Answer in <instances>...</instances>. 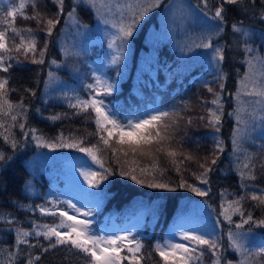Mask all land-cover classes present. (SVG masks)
<instances>
[{
    "label": "snow or ice",
    "instance_id": "obj_1",
    "mask_svg": "<svg viewBox=\"0 0 264 264\" xmlns=\"http://www.w3.org/2000/svg\"><path fill=\"white\" fill-rule=\"evenodd\" d=\"M65 2L66 0H53L57 9L54 16H47L41 12L36 0H19L18 6H13L5 12L0 18V25H6L3 30H0V73H9V70L13 68V64L9 61L15 60L20 63L21 57L32 64L45 63L48 41L45 40L43 47H38V40L32 28L21 29L14 25V20L18 15L25 20H35L38 29L51 37L54 29L62 19H65V16V23L71 22L77 28L81 27L77 16L81 6L94 11L98 19L105 24L108 21L103 18L102 10H106L107 13L115 12L120 19L111 25L116 31L109 41V48L117 47L116 42L119 41L118 52L132 36L135 25L154 9L161 7L163 0H135V3L127 4H121L120 0H72L68 9L65 7ZM29 4L33 9L31 15L26 14ZM200 4L203 5L201 9L203 14L211 16L216 23L213 25V31L207 35H201L198 38L199 42L194 43V46L211 49L212 59L217 67L215 82L219 84V90L205 83L211 99L204 101L207 115L200 116L199 119L206 120V126L215 133L221 131L224 116L222 94L228 73L223 70V65L228 60V53L235 49L237 54H242L240 63L245 69L242 75L237 70L236 90L230 94L235 101V107L228 113L236 120L232 143L234 171L239 177L241 192L239 194L229 193L227 189H224L220 193L221 204L218 213V216L223 218V222L234 225V229L230 227L226 233L220 235H217L214 229L211 232H202L195 228L181 231L180 229L184 227L181 223L169 238L162 243L157 242L153 248L162 264H204L206 256H210V264H264V242L254 248H249L245 244L248 234L252 231V226L264 229V216L256 218L252 211L245 208L247 201L254 202L255 207L264 208V187L254 183L257 179V170L264 169V156L258 158L257 154L248 152L243 144V141L248 138L249 130L255 128L258 121L264 126V54H261V49H264V34L261 36L260 47H254L255 33L245 27L241 19L234 21L231 25L232 33L237 37L233 44L213 45V36L219 37L225 32L227 12L231 10L229 6L245 16L249 12L254 16L257 15L256 9L259 6L258 19L264 23V0H215L214 4L210 3V0H200ZM63 51L66 55L71 54L67 50ZM119 58V55H115L111 62L115 64ZM50 63L56 64V61L53 60ZM48 75L51 78L53 73L49 72ZM9 85V78L0 75V138L5 143H10L13 149L17 148L19 142L15 139L13 129L19 127L25 136H32L38 147L78 148L80 152L86 153L99 169L103 170H89L81 173L90 187H97L101 180H106L108 176L115 174L114 170L105 167V159L100 155L103 150L96 144L85 147L83 140L68 142L62 134L56 138L57 142H46L43 137L36 134L35 129L25 131L26 124L23 121L27 119L28 106L23 98L17 102L9 98V93L16 91ZM87 88L91 90L89 98L77 97L76 102L70 103L69 106L77 110L76 115L86 113L87 118L94 121L95 135L99 136V143L104 145V150L111 149L118 165L121 163L118 153L121 152L125 157L129 152L139 153L140 156H150L154 149L157 153L166 152L169 157L177 156L178 153L174 149L164 147L165 142L171 139L169 132L171 124L168 121L175 123L173 113L157 111L144 118L122 123L107 110L104 100L97 98L110 94L113 86L97 76L95 83L88 84ZM24 91L35 95L32 89L26 88ZM60 118V115L49 117L53 121ZM113 142L120 147H113ZM125 145L127 150L123 147ZM223 151V141L216 137L212 158L210 160L205 158V162L200 164L203 171L196 175L201 185L210 183L209 173L215 171L214 166L219 160L218 154ZM184 158L185 160L195 159L191 155H185ZM5 160H11V157H6L0 152V162ZM124 163L128 161L125 160ZM132 163L135 164L136 161L133 160ZM172 163L175 164L176 161L173 159ZM156 168L157 165L153 163L151 169L141 168L140 174L145 178L151 176L155 180ZM176 170L179 173L180 167L177 166ZM135 171V167H130L128 171L121 167L119 174L128 176L137 184L144 183V180L133 174ZM178 186L187 187L199 197H206L211 191V189L188 184L183 178ZM147 187L174 191L168 183L164 182H149ZM49 204L50 206H37V209L42 216H52L57 219L51 224H39L33 221L30 228L20 226L14 216L0 211V223L7 225L6 228L0 229V232L13 235L11 244L0 242V264H39L44 253L60 248L68 253L65 259L73 256L83 258L84 264H123L124 261H127V264H142L146 258L152 259L151 254L145 257L143 243L130 232L123 235L95 234L91 228L92 221L79 218L91 216L90 210L81 211L71 201L53 200ZM60 205L65 207H60ZM233 217H239V219L234 220ZM220 223L218 219L217 224ZM246 225L249 226L247 230H245ZM223 235L227 236L226 246L222 242ZM176 236L179 237V242L174 239ZM39 237H43V240L48 242L46 246L36 239ZM34 249H38L39 252H34ZM229 252L235 253L238 259H229L227 255Z\"/></svg>",
    "mask_w": 264,
    "mask_h": 264
},
{
    "label": "rangeland",
    "instance_id": "obj_2",
    "mask_svg": "<svg viewBox=\"0 0 264 264\" xmlns=\"http://www.w3.org/2000/svg\"><path fill=\"white\" fill-rule=\"evenodd\" d=\"M36 3L41 4V7H46L45 15L54 16L57 9L53 0H36ZM71 3L72 0H68V2H65V7L70 6ZM120 3H135V0H120ZM210 3L214 4L215 0H210ZM18 4L19 0H0V18L4 16L9 8L18 6ZM202 8L203 5L200 4V0H163L161 7L154 9L135 25L132 36L127 39L122 49L118 52L119 41L116 42L117 47L109 48V41L112 34L116 31L111 25L117 23L120 19L119 15L115 14V12L107 13L106 10H102L104 12L103 18L108 21L107 24L102 23L98 19L97 14L91 9V22L83 20L77 13L81 25L79 28L71 22L65 23V16V19H62L60 24L54 29L51 37L46 36L44 32L40 31L37 25L34 26L38 47H43L45 40L48 41L45 55L46 69H44L46 79L44 80L42 94L40 95L41 104H56L55 107L60 105L63 108H71L69 106L70 103H75L77 97L80 99L89 98L91 90L87 88V85L95 83V77L98 76L113 86V90L108 95L119 93L121 87H123L121 85L122 82L128 80H130L129 87H132L131 89L139 96L144 97L145 92H147V108L136 116L129 118L116 116L110 106V97L108 95L97 97L104 100L107 110L122 123H127L128 120L144 118L157 111L164 112L167 106L161 102L163 99L161 91L169 90V85L173 79L179 81L185 75H189L190 80H202L206 82L217 75V67L212 59L211 49L194 46V43L199 42L198 38L201 35H207L213 31V25L216 23L211 19V16L203 14ZM31 10L33 9L29 4L26 8V14L28 15ZM153 13L154 15L152 16ZM17 17L23 18L19 15ZM149 18L151 19L149 20V28L146 32V47L138 49L139 58L133 69V51L136 49L133 36ZM15 20L14 25L16 27L21 29L31 28V26L21 27V25L16 24ZM4 27V25H0V30H3ZM217 44L223 45L224 41L220 40L217 36H213V45ZM163 46H167L168 50L174 53L173 60L172 58H168L165 63L159 61H164L163 57L158 59L159 51L164 50L161 49ZM62 49L67 50L71 54L66 55ZM261 54H264V51ZM115 55H119L120 58L117 63L113 64L111 61ZM53 60L56 61V64L50 63ZM202 67L208 68V71L212 74L211 77H204V73L196 69ZM193 70L195 72L191 74ZM237 70L235 68L234 81L228 79L225 81V90L222 94L224 116L222 118L221 130L223 129L222 131L227 132V137L225 136L224 138L221 131L219 133L212 132L214 139L219 137L223 141V147H225L224 144L227 139L231 141L233 146V135L228 134L230 132L228 123L232 121L234 129L236 127V120L234 116H229L228 113L235 107V101H233L230 94L236 90ZM49 72L53 73L51 78L48 75ZM243 72L239 71V74L242 75ZM144 87L147 89L144 90ZM212 87L219 90V84L216 82ZM124 90L126 92V89ZM36 101H39V99H36ZM46 107L52 108V106ZM167 108H170V106ZM34 109H36L35 106ZM56 112L60 113V110ZM203 124L206 126V120ZM28 127L26 126L25 131L32 129L31 126ZM263 131L264 126L258 121L255 128L249 130L247 134L248 138L243 141L244 147L251 135L254 133L259 134ZM37 135L39 136V134ZM24 136V134L21 135V140L19 141L21 151L26 152L28 162L32 169L36 170L37 174L43 172L50 179L49 182L47 178L49 185L48 190H46L45 202L39 206H50V201L59 200L71 201L81 211L90 210L92 212L91 216L79 218L91 220V228L97 235H123L130 232L136 239H139L136 235L139 232L137 229L140 228L147 216H149L150 225L154 226L153 209L151 208L153 205L133 206L128 208L122 215L117 213V210L112 209L103 216L102 222L99 223L98 218L100 215L97 213V210L101 209L105 201L104 186L106 180H101L97 187H90L81 173L89 170H103L99 169L92 162L91 158L86 153L80 152L78 148L38 147L31 135H28L26 139ZM43 139L46 142H57L56 140H48L45 137ZM83 145L85 146V144ZM85 147L91 146L86 145ZM0 152L3 153L1 148ZM229 158L232 161L231 164L234 166L233 147L229 153ZM195 186L209 189L208 185H201L200 183ZM182 198L178 210L170 222L171 229H167V234L162 236L158 242L162 243L166 238H169L170 234L181 223L184 225L180 229L181 231L195 228L202 232H211L214 229L215 233L220 235L221 233H226L230 227L234 229V225H228L226 222H223L222 217L218 216L221 201L216 204L209 198L205 199L204 197L196 196L195 193L191 195L184 194ZM155 204L157 206V203ZM60 207L65 206L60 205ZM56 219L53 218L47 224L53 223ZM218 219L221 221L220 224H217ZM233 219L236 220L237 218L233 217ZM248 227L246 225L245 230ZM260 230V228L252 226V231L245 240L247 247L254 248L264 242V231ZM174 239L176 242H179L178 236L174 237ZM222 242L225 246L227 245L226 235L222 236ZM227 255L229 259H238L235 253L230 252ZM204 264H210V256L205 257Z\"/></svg>",
    "mask_w": 264,
    "mask_h": 264
},
{
    "label": "trees",
    "instance_id": "obj_3",
    "mask_svg": "<svg viewBox=\"0 0 264 264\" xmlns=\"http://www.w3.org/2000/svg\"><path fill=\"white\" fill-rule=\"evenodd\" d=\"M66 2H68V0H66ZM37 5L41 12H46V7H41V4ZM66 8L68 9L69 6ZM229 8L231 10L227 12V26L225 27L223 35L219 36V39L223 40L224 44H233L237 37L232 33L231 25L234 21L242 19L245 27L254 31L255 44L253 46L259 48L261 36L264 34V23H261L258 19L259 6H257V15L255 16L251 12L245 16L232 6H229ZM32 12L33 10H31L28 15H31ZM78 14L83 20L87 22L92 21V11L89 8L81 6L78 9ZM151 18L147 19L140 30L133 36V42L136 48L133 51V69L139 58L138 49L140 47H146V32L149 28L148 25ZM15 22L17 25H21V27L31 26L33 30H35L34 26L37 25L35 20H25L20 17H17ZM4 26L6 27V25ZM17 42H19L18 38ZM161 49L164 50L159 51L158 59L163 57L164 61L159 60L160 62L165 63L168 58H172L173 60L174 53L168 50L167 46H163ZM263 51L264 49H261V52ZM241 59L242 54H237L235 49L228 53V60L223 65V70L228 73V80H235V68L243 72L244 67L239 63ZM20 60V63H17L15 60L9 61L13 64V68L9 70V73H0V75L7 76L10 81L9 86L16 89L15 92L9 93V98L13 102L20 101L21 98H23L24 103L28 106L27 119L23 122L26 126H31L32 129H35L36 134L48 140H56V138L62 134L68 141L83 140L85 146L96 144L103 150L101 155L105 159V167L114 170L115 174L108 176V179H106V184L104 186L105 201L101 209L97 210V213L100 215L98 218L99 223L102 222L103 216L112 209L117 210V213L122 215L128 208L133 206L153 205L151 208L153 209L152 217L154 216V226L152 227V225H150V219L149 216H147L140 228L137 229L139 232L136 235L144 245L143 253L145 257H147L148 254L152 256V259L146 258L142 264H162L153 246L162 236L167 234V229H171L170 222L174 218L184 194H194L187 187L181 188L178 185L182 178L187 181L188 184L198 185L199 181L196 179V175L203 171V169L200 168V164L205 162V158L209 160L212 158L215 146V139L212 137L213 130L207 128L203 124L205 120H199V117L207 115L204 101L211 99V95L207 92L205 83L212 87L215 84V77L205 82L202 80H190L189 75H185L184 78L182 77L183 79L179 81L173 79L169 85V90L161 91L163 93L161 102L165 103L167 107L170 106V108L166 107L164 112L173 113V119L175 120L174 124L168 121L171 124L169 129L171 139L165 142L164 147L166 149H174L178 153L176 157H169L166 152L157 153L154 149L150 156H140L139 153L133 154L129 152L128 156L125 157L121 152L118 153L121 162L120 165H118L115 162L111 149L104 150V145L99 143V136L95 135L96 125L92 119L87 118L88 114L81 113L80 115H76L75 113L77 110L73 108H63L60 105L55 107L56 104H41L42 100H40V95L42 94L41 91L43 89L44 80L46 79L44 70L46 69V58L45 63L42 65L29 63L23 60V57H21ZM196 69L203 72L206 78L212 75L207 67ZM195 70L191 71V74H193ZM121 85H123V87H121L119 93L108 95V97H110V106L116 116L120 118L133 117L147 108V92H145L144 97L136 94L135 91L131 89L132 87H129L130 80L123 81ZM26 88L32 89L35 95L33 96L31 93L25 92L24 89ZM124 89H126V92ZM145 89L147 88L144 87V90ZM36 99H39V101H36ZM34 106L36 109H34ZM46 106H52V108ZM207 106L209 107L210 105ZM57 110H60V113H57ZM53 115H60L61 118L55 121L49 119V117ZM189 120L192 122L189 123ZM228 126L230 130L228 134L232 136V121L228 123ZM222 130L223 137H227V132L225 133V131ZM13 132L15 133V139L19 142L23 133L19 128H14ZM89 133H93V135H89ZM27 137L28 136H24L25 139ZM224 145V151L218 154L219 160L214 166L215 171L209 173L208 178L210 183L207 185L211 191L208 196L204 197L205 199L209 198L216 204L220 203V193L224 189H227L229 193L239 194L241 192L239 177L236 175L234 166L231 164L232 161L229 158V153L233 146L229 139L225 140ZM112 146L116 148L120 147L114 142ZM123 147L127 150L126 145ZM0 148L6 157H11V160L0 162V211L10 213L22 227L30 228L33 221L39 224L50 222L54 217L42 216L37 209V206L43 205L45 202L46 190H48L50 182L49 177L43 172L37 174L36 170L32 169L26 157V152L21 151L19 143L17 148L13 149L10 144L5 143L3 139L0 138ZM245 148L248 152L257 154L258 158L259 156H264V131L259 134L254 133L251 135L245 143ZM185 155H191L195 159L185 160ZM173 159L176 161L175 164L172 163ZM125 160H127L128 163H124ZM133 160L136 161L135 164L132 163ZM153 163L157 165L154 172L156 179L153 180L151 176L147 178L141 176L140 169H151ZM177 166L180 167L179 173L176 170ZM121 167H123L125 171H128L130 167H135L136 171L133 174L145 182L137 184L128 176H121L119 174ZM256 175L257 179L254 183L260 187H264V169H258ZM149 182L168 183L170 188L174 189V191L149 188L147 187V183ZM155 203H157V206ZM245 208L252 211L256 218L264 216V208L255 207L252 201H247L245 203ZM236 218L238 219L239 217ZM6 227L7 225L0 223V229ZM260 231H264V229ZM36 239H39L45 246L48 243L43 240V237ZM12 241L13 235L11 233L0 232V242L11 244ZM33 251L39 252L38 249H34ZM228 254H230V252ZM67 255L68 253L63 248L51 250L43 254L39 264H84L83 258L73 256L69 259H65ZM123 264H127V261H124Z\"/></svg>",
    "mask_w": 264,
    "mask_h": 264
}]
</instances>
